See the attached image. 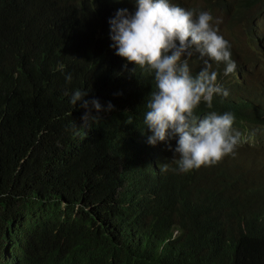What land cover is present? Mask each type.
<instances>
[{"label": "trees", "instance_id": "1", "mask_svg": "<svg viewBox=\"0 0 264 264\" xmlns=\"http://www.w3.org/2000/svg\"><path fill=\"white\" fill-rule=\"evenodd\" d=\"M196 4L235 41L233 22L254 2ZM112 6L0 0V264H264V156L236 147L174 171L178 137L147 142L148 69L113 58ZM247 58L264 72V56ZM76 90L99 101L100 112L89 105L98 122L83 126ZM228 109L202 102L195 114ZM240 120L264 127L254 112Z\"/></svg>", "mask_w": 264, "mask_h": 264}, {"label": "clouds", "instance_id": "2", "mask_svg": "<svg viewBox=\"0 0 264 264\" xmlns=\"http://www.w3.org/2000/svg\"><path fill=\"white\" fill-rule=\"evenodd\" d=\"M114 1L107 19L116 55L110 50L111 55L102 58L110 61L114 56L116 60L118 55L126 59L125 67L148 69L153 91L145 102L143 123L150 131L147 142L155 146L178 137L173 170L187 173L212 166L224 156L234 155L236 147L263 157L264 141L250 135L257 133L264 139V127L243 130L238 122L244 110L264 118V72L257 68L259 60L247 58L264 56V0H253L254 5H248L235 20V41L214 28L220 26L219 21L213 22L209 12L201 11L196 4L199 0ZM71 79L70 74L66 76L69 82ZM87 95V91L76 90L70 101L76 106L80 102L86 110L83 126L99 120L92 116L90 104L101 111L99 101H89ZM213 101L228 103L231 109L202 117L195 114L202 102L211 109ZM112 108L109 103L107 110ZM247 165L260 167L261 163ZM168 170V164H163L161 171Z\"/></svg>", "mask_w": 264, "mask_h": 264}, {"label": "rangeland", "instance_id": "3", "mask_svg": "<svg viewBox=\"0 0 264 264\" xmlns=\"http://www.w3.org/2000/svg\"><path fill=\"white\" fill-rule=\"evenodd\" d=\"M215 22H217V21H215ZM235 23H238V22H235ZM242 23V22H241ZM219 24L220 25H222V22H219ZM243 24V23H242ZM244 25V24H243ZM244 27H245V25H244ZM215 29H217V30H220L221 32H223L227 37H229L228 36V34H227V32L225 31V30H222V28L220 27V26H217L216 25V27H214ZM239 44H241V38L239 39ZM257 68L259 69V70H262V63L261 62H258L257 63ZM249 164H253V162H249Z\"/></svg>", "mask_w": 264, "mask_h": 264}]
</instances>
